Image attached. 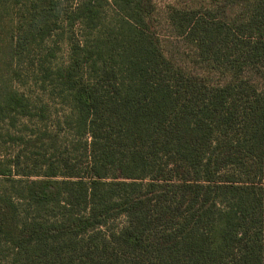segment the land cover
Wrapping results in <instances>:
<instances>
[{
	"label": "trees",
	"instance_id": "1",
	"mask_svg": "<svg viewBox=\"0 0 264 264\" xmlns=\"http://www.w3.org/2000/svg\"><path fill=\"white\" fill-rule=\"evenodd\" d=\"M0 139V264H264V0H0Z\"/></svg>",
	"mask_w": 264,
	"mask_h": 264
},
{
	"label": "rangeland",
	"instance_id": "2",
	"mask_svg": "<svg viewBox=\"0 0 264 264\" xmlns=\"http://www.w3.org/2000/svg\"><path fill=\"white\" fill-rule=\"evenodd\" d=\"M154 1L156 3L157 9L161 11L166 4L173 3L175 1H183V0H154ZM62 39H58L59 48H57L56 57L54 58V61L56 62L65 61L67 58V42L65 39L63 40ZM22 79L24 82L22 84H19L17 82V85H19V87L22 90L28 93L32 99L36 101L45 102L48 106L51 116L61 115L65 111H67L65 106L61 102H59L58 99L48 96L46 92L38 88V86L33 82V76L31 72L27 73L24 69L22 74ZM28 125L34 126V125H38V123L33 121V122H29ZM0 140H1L0 154L4 152L5 153L11 152L12 147H9L8 145H6V143L4 144L2 142V139ZM121 221L122 219H118L117 222H121Z\"/></svg>",
	"mask_w": 264,
	"mask_h": 264
}]
</instances>
